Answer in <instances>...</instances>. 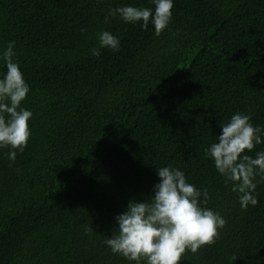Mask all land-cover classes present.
I'll return each instance as SVG.
<instances>
[{
  "label": "trees",
  "instance_id": "trees-1",
  "mask_svg": "<svg viewBox=\"0 0 264 264\" xmlns=\"http://www.w3.org/2000/svg\"><path fill=\"white\" fill-rule=\"evenodd\" d=\"M127 4L154 7L0 0V49L14 41L29 86L21 106L32 112L23 152L10 162L0 149V264H130L103 241L169 164L206 188L205 206L226 221L179 264H264V182L241 210L204 156L236 111L264 129V0H173L158 36L151 22L103 23L108 8ZM102 29L119 51L94 57ZM256 151L264 142L246 154Z\"/></svg>",
  "mask_w": 264,
  "mask_h": 264
},
{
  "label": "clouds",
  "instance_id": "clouds-1",
  "mask_svg": "<svg viewBox=\"0 0 264 264\" xmlns=\"http://www.w3.org/2000/svg\"><path fill=\"white\" fill-rule=\"evenodd\" d=\"M153 8L131 4L108 8L103 23L109 17H119L128 24L139 23L146 29L151 22L155 35L170 23L173 0H150ZM97 47L89 50L99 56L100 49L119 51L120 40L107 30L96 34ZM14 41L0 49V149L7 148V159L14 162L23 152L30 136L28 121L32 112L21 106L29 86L14 60ZM215 141L204 149L215 171L223 177L225 186L236 193L241 210L257 204V184L264 182V151L247 155L264 140V129L251 123L250 115L234 112L227 122L219 124ZM158 182L152 186V196L129 201L123 212L114 216L115 232L103 243L113 254L130 264H179L186 251L195 253L212 244L226 221L219 212L207 208L206 188H197L187 181L183 171L171 164L156 167ZM258 178V179H257Z\"/></svg>",
  "mask_w": 264,
  "mask_h": 264
}]
</instances>
